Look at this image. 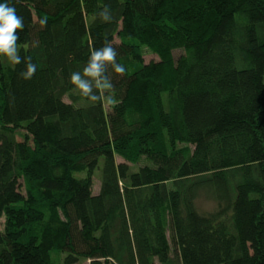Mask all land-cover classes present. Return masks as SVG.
Segmentation results:
<instances>
[{"label": "trees", "instance_id": "trees-1", "mask_svg": "<svg viewBox=\"0 0 264 264\" xmlns=\"http://www.w3.org/2000/svg\"><path fill=\"white\" fill-rule=\"evenodd\" d=\"M0 3L25 25L0 56V264H264V0ZM105 42L114 106L70 82Z\"/></svg>", "mask_w": 264, "mask_h": 264}, {"label": "clouds", "instance_id": "clouds-1", "mask_svg": "<svg viewBox=\"0 0 264 264\" xmlns=\"http://www.w3.org/2000/svg\"><path fill=\"white\" fill-rule=\"evenodd\" d=\"M98 15L105 23H110L113 19L108 7L103 8ZM39 23L42 27L46 26L47 19H40ZM24 27V18L17 15L15 7L9 6L7 3H0V56L6 57L13 65H19L22 62L18 53L17 41L20 39L19 33L23 31ZM116 58L117 52L110 42H105L100 50H93L83 72L77 71L70 75V82L74 85V90H78L80 96L89 102L101 100L98 92H107L109 95L102 99L103 103L107 106L116 105L118 101L111 94L113 89L111 78L101 83L105 65H111L113 71L118 75L122 76L125 73V67L118 64ZM23 62L25 63V71L21 72L20 75L23 79L30 80L37 70V65L32 63L30 57L24 59ZM89 80L95 82L97 89L95 94L92 92V85Z\"/></svg>", "mask_w": 264, "mask_h": 264}, {"label": "rangeland", "instance_id": "rangeland-1", "mask_svg": "<svg viewBox=\"0 0 264 264\" xmlns=\"http://www.w3.org/2000/svg\"><path fill=\"white\" fill-rule=\"evenodd\" d=\"M174 54H178V52H175ZM143 59H144L145 63L158 60L156 55H154L152 52H150L149 50H146V49H144ZM181 147H183V145H177V148H181ZM116 162L117 163L126 162L132 171H136V170H138V168L145 166V165H151L150 162L146 158H144L143 156L138 157L136 160L128 159V161H126L124 158H122L120 156H117ZM99 167H100V165H99ZM100 177H101V174H100V168H99L97 171H95V173L93 175V185H92L93 194H97L99 191L100 180H101ZM214 206H215L214 202L205 198L204 196L200 197L197 200V207L199 208L200 211L209 212V211L214 209ZM2 226H3V220H0V228L1 229H2ZM50 257L55 262H57L58 264H62V258H63L62 253L52 252L50 254Z\"/></svg>", "mask_w": 264, "mask_h": 264}]
</instances>
